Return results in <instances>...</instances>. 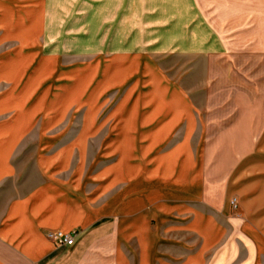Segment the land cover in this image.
<instances>
[{
  "label": "crops",
  "instance_id": "crops-1",
  "mask_svg": "<svg viewBox=\"0 0 264 264\" xmlns=\"http://www.w3.org/2000/svg\"><path fill=\"white\" fill-rule=\"evenodd\" d=\"M62 8V0H0V264H264V179L258 192L260 184H240L232 154L230 187L208 168L187 93L153 57L89 66L86 100L48 92L47 65H57V84L65 70L39 37ZM154 82L186 103L148 100ZM101 90L118 99L99 107ZM250 111L235 122H250ZM57 230L75 233L73 244L55 246L46 233Z\"/></svg>",
  "mask_w": 264,
  "mask_h": 264
},
{
  "label": "rangeland",
  "instance_id": "rangeland-1",
  "mask_svg": "<svg viewBox=\"0 0 264 264\" xmlns=\"http://www.w3.org/2000/svg\"><path fill=\"white\" fill-rule=\"evenodd\" d=\"M62 5L60 14L48 17L51 30L39 37L47 42L48 53L58 52V66L65 70L57 84L52 73L57 65H47L48 92L54 88L66 100H86L89 66L97 69L114 56L148 54L166 79L187 93L201 125L197 148L207 153L208 168L217 169L215 173L222 178L228 175L224 180L229 187L235 178L232 173L240 172V184L253 181L260 184L255 192L261 190L264 0H62ZM74 67L77 75L72 77ZM134 85L135 80L129 78L126 87ZM166 91L154 82L146 96L157 98L159 104L186 103L176 88L171 100ZM104 94L106 90H101L97 96L99 107L114 103L119 96ZM140 99L141 95L136 96L135 108ZM244 107L251 110L250 122H235ZM98 115L97 119L102 112ZM136 120L137 112H131L128 131L134 130ZM219 135H251L260 142L227 143L217 139ZM135 150L134 143H127L128 153ZM231 154L239 162L227 173Z\"/></svg>",
  "mask_w": 264,
  "mask_h": 264
},
{
  "label": "built area",
  "instance_id": "built-area-1",
  "mask_svg": "<svg viewBox=\"0 0 264 264\" xmlns=\"http://www.w3.org/2000/svg\"><path fill=\"white\" fill-rule=\"evenodd\" d=\"M232 204L234 205V201ZM46 236L55 246H70L74 242L75 233L57 230L48 231Z\"/></svg>",
  "mask_w": 264,
  "mask_h": 264
}]
</instances>
